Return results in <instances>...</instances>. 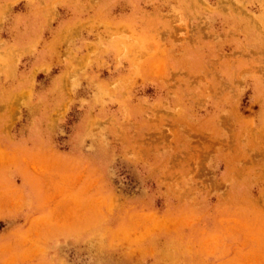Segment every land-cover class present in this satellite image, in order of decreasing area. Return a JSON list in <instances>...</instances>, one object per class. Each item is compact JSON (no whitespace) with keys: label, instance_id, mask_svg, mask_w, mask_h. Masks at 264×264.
Segmentation results:
<instances>
[{"label":"rangeland","instance_id":"1","mask_svg":"<svg viewBox=\"0 0 264 264\" xmlns=\"http://www.w3.org/2000/svg\"><path fill=\"white\" fill-rule=\"evenodd\" d=\"M0 264H264V0H0Z\"/></svg>","mask_w":264,"mask_h":264}]
</instances>
